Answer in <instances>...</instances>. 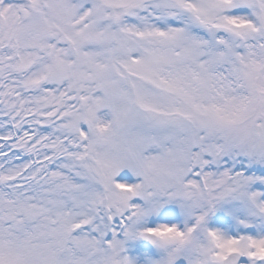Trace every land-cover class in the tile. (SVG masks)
<instances>
[{
    "label": "snow or ice",
    "instance_id": "obj_1",
    "mask_svg": "<svg viewBox=\"0 0 264 264\" xmlns=\"http://www.w3.org/2000/svg\"><path fill=\"white\" fill-rule=\"evenodd\" d=\"M0 264H264V0H0Z\"/></svg>",
    "mask_w": 264,
    "mask_h": 264
}]
</instances>
